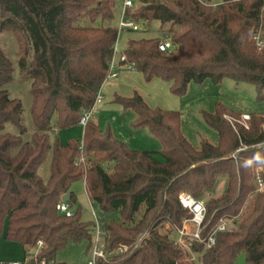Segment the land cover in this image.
I'll use <instances>...</instances> for the list:
<instances>
[{"label":"trees","instance_id":"trees-1","mask_svg":"<svg viewBox=\"0 0 264 264\" xmlns=\"http://www.w3.org/2000/svg\"><path fill=\"white\" fill-rule=\"evenodd\" d=\"M115 2L0 0V32L15 38L19 74L30 80L33 125L24 140L28 129L21 103L2 87L14 68L0 46V236L19 243L24 254L40 241L37 257L47 262H55L69 243L85 240L87 252L95 223L82 220L79 207L70 216L56 209L65 193L67 203H74L70 186L83 179L100 212L105 257L97 264H235L239 254L246 264H264V191L255 192L253 181L254 166L262 168L264 178V114L249 115L245 128L238 121L241 113L216 102L213 112L201 114L218 143L201 138L193 146L180 131L178 112L149 108L137 93L115 95L124 109L134 111L133 126H146L161 150L131 149L92 120L83 126L81 141L59 143L57 131L79 124L106 81L118 35L110 25ZM262 5L263 0H137L125 15L142 26L158 22L159 35L128 38L121 52L145 80L167 81L178 96L190 82L218 84L230 78L253 84L263 99L264 50L251 39L257 31L264 39ZM163 33L180 50L160 51ZM8 122L17 133L4 131ZM48 153L43 179L37 170ZM80 154L85 163L76 165ZM222 178V193L211 196ZM180 193L203 199V238L221 218L232 221V227L216 233L210 248L191 243L195 259L162 231L168 224L175 233L189 216L178 202ZM145 232V240L133 247ZM122 245L127 250L116 252Z\"/></svg>","mask_w":264,"mask_h":264},{"label":"rangeland","instance_id":"rangeland-1","mask_svg":"<svg viewBox=\"0 0 264 264\" xmlns=\"http://www.w3.org/2000/svg\"><path fill=\"white\" fill-rule=\"evenodd\" d=\"M121 3L122 0H116L115 2L114 18L110 22L112 26L117 25ZM159 31L160 25L158 22H152L148 27L141 26L140 30L136 32L121 31L118 35L117 51L120 52L125 47L128 38L154 37L159 35ZM0 46L14 68L11 81L2 85V87L8 91L11 98H16L21 103L22 122L28 129L23 136V139L26 140L29 138L33 128L29 114L31 100L30 80L19 74L16 63L17 42L11 33L0 32ZM178 50H180V45L173 51ZM134 93L141 96L149 108L178 112L180 131L193 146H198L201 138L206 139L213 145L218 143L217 132L204 121L201 114V111L213 112L216 102H220L241 114H264V98H258L256 88L251 83L236 82L230 78H224L218 84H214L208 79L202 83L190 82L184 95L178 96L171 92L170 83L167 81L157 77L145 80L142 73L136 69L121 71L116 77L109 78L103 83L100 90L101 102L95 106L97 113L94 114L91 120L97 123L102 132H109L113 138L134 150H161L159 139L152 135L146 126H133L135 120L134 111L124 109L122 105L115 101V95L128 98ZM227 119L230 123H234L231 117H227ZM238 121L247 128V124L245 125L242 122L241 117ZM4 131L17 133L18 129L8 122L4 126ZM82 136L83 126L79 124L57 131V138L60 144H64L69 138L81 141ZM53 140L54 136L51 135L50 141L53 142ZM49 163L50 154L48 153L46 159L37 170L43 179L48 176ZM256 167L254 166L253 168L255 169ZM225 180L226 178H222L219 181L211 196L218 197L222 193ZM83 182L84 180L81 179L71 184L70 192L74 195L75 201L71 206L69 205V209L74 213L79 207L81 219L94 222L92 211L97 219L100 217V212L98 206L89 200ZM205 197H207V194ZM227 222L228 226L232 227L231 219L227 220ZM162 231L169 237L175 238V233L171 231L168 224L164 225ZM86 247L87 241L85 240L78 243H69L64 249L56 253L55 264H76L80 261L91 260L92 250L95 247L94 237L87 252ZM182 249L188 251L192 258H196L190 246L187 248L182 247ZM22 259V249L19 243L7 240L1 235L0 260L22 261ZM235 264H246L244 254H239L236 257Z\"/></svg>","mask_w":264,"mask_h":264},{"label":"built area","instance_id":"built-area-1","mask_svg":"<svg viewBox=\"0 0 264 264\" xmlns=\"http://www.w3.org/2000/svg\"><path fill=\"white\" fill-rule=\"evenodd\" d=\"M136 1L137 0H122L121 11L116 25V28L118 30V35L119 32L121 31L136 32L140 30V27L142 25L140 23H136L130 17H127L125 15L126 10L132 9ZM210 6L215 7L216 5L212 4ZM262 7L264 8V0ZM118 35L116 42L114 44V54L108 66L106 80L109 78L116 77L122 70L135 69L134 64L132 62H127L124 54L121 51L120 52L117 51ZM251 39L258 50H264V39L261 37L260 31H257L254 34H252ZM178 47L179 45L175 44L171 40L170 36L167 35L166 33H163L159 36L158 49L160 51L162 52L173 51L175 48ZM100 102H101V95H100V91H98L93 106L89 110L82 112L78 122L79 125L85 126L86 123L92 119L94 114L97 113L95 106ZM248 118H249L248 114L241 115V119L243 123L246 120H248ZM85 160L86 159L84 155L80 154V156H78L74 160V164L76 165L84 164ZM253 181L255 186V192H263L264 178L262 176V168L260 166H257L254 169ZM178 202L182 208L188 211L189 216L184 218L181 227L175 230V238H174L175 245L181 248L182 247L187 248L188 246H191L192 242H199V243H203L206 248H210L215 243L216 233L225 232L226 230H228L229 226L227 219L221 218L218 224L216 225L215 229L211 231L205 238H203L201 236V232L203 229V222L205 219V207L203 201L201 199H196L189 194L180 193L178 195ZM56 209L59 211V213H63L67 216L73 214V212H71V210L69 209V204L64 201H60V203L57 204ZM92 215L94 217V222H95V235H94L95 247L92 250V258L91 260L84 262L80 261L76 264H97V259L105 257L103 244L101 242L102 233L99 227V220L95 217L93 211H92ZM146 237H147V232L140 235L136 239L133 247L139 246L145 240ZM41 245L42 243L40 241H37L33 252L31 254H25L22 261H0V264H55V262H47L43 259L41 260L38 259L37 253ZM126 250H127V246L122 245L117 248L116 252H123Z\"/></svg>","mask_w":264,"mask_h":264},{"label":"water","instance_id":"water-1","mask_svg":"<svg viewBox=\"0 0 264 264\" xmlns=\"http://www.w3.org/2000/svg\"><path fill=\"white\" fill-rule=\"evenodd\" d=\"M70 196L68 193H65L61 197V201L67 202L69 200Z\"/></svg>","mask_w":264,"mask_h":264},{"label":"crops","instance_id":"crops-1","mask_svg":"<svg viewBox=\"0 0 264 264\" xmlns=\"http://www.w3.org/2000/svg\"><path fill=\"white\" fill-rule=\"evenodd\" d=\"M122 71H125V70H122ZM120 74V73H119ZM103 85V84H102ZM102 87V86H101ZM100 90H101V88H100ZM94 122V121H93ZM96 123V122H95ZM84 183V182H83ZM22 249V248H21ZM22 255H23V257H24V251H23V249H22ZM0 261H2V260H0Z\"/></svg>","mask_w":264,"mask_h":264}]
</instances>
